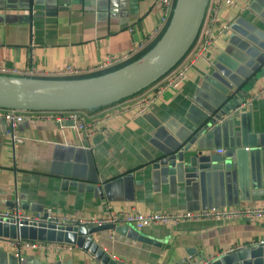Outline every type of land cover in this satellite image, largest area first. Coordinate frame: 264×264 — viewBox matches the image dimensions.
Here are the masks:
<instances>
[{"label":"crops","instance_id":"0c3cea01","mask_svg":"<svg viewBox=\"0 0 264 264\" xmlns=\"http://www.w3.org/2000/svg\"><path fill=\"white\" fill-rule=\"evenodd\" d=\"M234 1L242 10L220 11L228 30L216 40L208 60L197 62L182 87L164 92L146 114L117 111L147 96L148 89L88 112L101 120L102 128L91 138L74 131L70 121L29 120L20 124L23 142L14 147L6 142L0 119V211L18 206L30 214L51 209L78 218L103 217L108 205L142 214L264 207V94H257L264 85V0ZM159 17L156 0H0V64L45 71L96 66L145 40ZM254 71L246 94L239 95L235 83ZM229 102L234 107L217 123L220 142L222 121L228 119L226 141L240 149L245 133L255 136L257 146L247 147L251 151L244 164L236 163L224 182L208 176L186 185L176 167L158 163L164 152L185 143L213 117L217 106ZM209 143L212 149L204 154L226 152L224 145ZM136 230L141 239L114 229L93 239L121 264H175L194 257L204 264L264 239V221L204 219ZM0 264L101 263L76 247L48 257L30 252L18 259L0 239Z\"/></svg>","mask_w":264,"mask_h":264},{"label":"water","instance_id":"95a60500","mask_svg":"<svg viewBox=\"0 0 264 264\" xmlns=\"http://www.w3.org/2000/svg\"><path fill=\"white\" fill-rule=\"evenodd\" d=\"M209 0H175L170 20L154 46L137 60L108 73L81 79H41L0 75V109L28 111H96L135 96L170 72L191 49L199 32ZM255 71L235 83L239 95L246 94L245 87L255 78ZM239 101H241L239 99ZM228 102V101H227ZM232 102L217 106L213 117L199 125L182 145L167 152L159 164L176 167L182 172L186 185L204 182L210 176L225 181L230 169L244 164L247 147L257 146L253 135L242 133L240 149L226 141L230 120H223L222 142L217 123L234 106ZM204 134V136H203ZM201 136H203L201 138ZM213 136V139H208ZM224 145L222 155L204 154L206 150ZM262 144V142H260ZM257 149L255 150L256 153ZM226 205H231L226 202ZM116 230L132 239H141L136 229L128 225L113 227L105 224L70 225L55 228L51 225L23 223L17 226L10 219L0 218V239L64 243L87 252L101 264H121L111 259L97 244L93 235ZM192 256V255H190ZM203 258H184L175 264H203ZM204 264H264V246L245 247L225 254Z\"/></svg>","mask_w":264,"mask_h":264},{"label":"built area","instance_id":"2783aa9c","mask_svg":"<svg viewBox=\"0 0 264 264\" xmlns=\"http://www.w3.org/2000/svg\"><path fill=\"white\" fill-rule=\"evenodd\" d=\"M156 4L160 9V17L157 27L145 40L132 46L129 52L107 56L105 60L99 62L96 66L87 68H76L72 65H66L52 71L37 70L35 68L19 70L0 64V75L58 79L93 75L124 64L153 43L157 36L166 28L174 8L175 0H156ZM224 7H229L234 10H242L241 6H239L234 0H209L196 39L182 61L165 76L152 84V86L148 88L150 93L147 96L133 100L129 106L122 108L117 112L121 114L127 112L133 117L142 116L148 112L149 107L164 92L177 91L181 88L187 80L188 74L193 69V66L199 61L208 60L211 53L216 49V40L228 30L227 24L222 22L219 16L220 11ZM257 94H264V85L258 89ZM0 119L5 122L6 130L4 136L6 142L12 147L23 142V138L19 134L18 128L21 123L29 120H42L54 123L70 121L73 130L82 134L85 138H91L102 131V128L100 127L101 120L95 116L89 117L88 114L81 110L28 111L0 109ZM217 153L222 154L223 150H217ZM105 212L106 214L103 217L76 218L57 214L51 209H46L44 212L30 214L21 211V209L16 206L11 210L0 211V218L13 220V223L17 226H20L23 223L45 224L54 226L55 228L59 226H70L73 224L97 226L109 224L113 227L125 224L138 230L147 226H169L182 221H197L204 219H213L223 224L242 220L249 223L264 221V207L252 206L217 207L193 212L183 211L174 213L142 214L133 210H115L108 205L105 207ZM5 241L13 250L14 256L18 259L30 252L43 254L48 257L49 255L68 252L75 248L73 245L64 243L26 241L22 239H8ZM253 246H264V239L254 243Z\"/></svg>","mask_w":264,"mask_h":264},{"label":"trees","instance_id":"16d2710c","mask_svg":"<svg viewBox=\"0 0 264 264\" xmlns=\"http://www.w3.org/2000/svg\"><path fill=\"white\" fill-rule=\"evenodd\" d=\"M165 30V29H164ZM163 30V31H164ZM163 31L157 36V38H156V40L153 42V43H151L149 46H147L144 50H142L140 53H138L136 56H134L133 58H131L130 60H128V62H126V63H124V64H121V65H118V66H115V67H113V68H110V69H108V70H105V71H102V72H98V73H96V74H93V75H88V76H80V77H65V78H58L59 80L60 79H81V78H88V77H94V76H98V75H102V74H105V73H108V72H111V71H114V70H117V69H119V68H121V67H123V66H125V65H127V64H129V63H131V62H133V61H135V60H137L138 58H140L143 54H145L147 51H149L153 46H154V44L156 43V41L160 38V36L162 35V33H163ZM48 79V78H47ZM49 79H54V78H49ZM154 84V83H153ZM152 85H150L149 87H151ZM148 87V88H149ZM147 88V89H148ZM147 89H145V90H147ZM145 90H143V91H145ZM142 91V92H143ZM142 92H140V93H142ZM140 93H138V94H140ZM138 94H136L135 96H133V97H136ZM133 97H131V98H133ZM129 99V98H128ZM127 100V99H126ZM124 101V100H123ZM120 102H122V101H120ZM119 103V102H118ZM114 104H116V103H114ZM114 104H111V105H108V106H105V107H102V108H99L98 110H96V111H99V110H101V109H103V108H106V107H109V106H112V105H114ZM96 111H89L90 112V114L92 113L93 114V112L95 113ZM83 112H85L86 113V111H83ZM87 114L89 115V113L87 112Z\"/></svg>","mask_w":264,"mask_h":264}]
</instances>
